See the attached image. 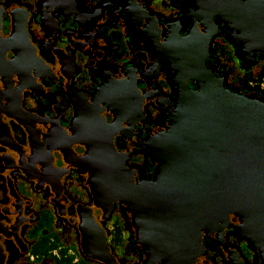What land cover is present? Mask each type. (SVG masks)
<instances>
[{
	"label": "flooded vegetation",
	"instance_id": "af4514ba",
	"mask_svg": "<svg viewBox=\"0 0 264 264\" xmlns=\"http://www.w3.org/2000/svg\"><path fill=\"white\" fill-rule=\"evenodd\" d=\"M129 8L137 16L129 18ZM190 9L192 0H0V264H62L53 250L48 259L31 254L39 243H46L45 232L37 229V201L53 210V237L71 235L75 242L67 245L78 254L68 255L69 264H101L85 257L80 248V214L86 211L101 230L111 264H143L129 215L118 203L107 213L94 207L88 176L70 159L85 152L75 143L87 125L80 122L96 109L94 118L109 125L113 115L105 105L115 95L107 88H119L129 76L132 92L143 99L129 127L119 123L127 130L125 137L113 131L111 143L134 182L151 180L153 170L149 173L142 143L165 125L175 95L172 72L155 46L164 44L168 31L186 35ZM213 22L214 37H226L223 25L215 18ZM116 29L123 32V44L113 41ZM151 30L154 37L143 33ZM211 51L206 67L235 91L227 67ZM36 65L41 69L36 71ZM18 183L27 186L29 197L19 195ZM72 184L80 187L81 201L67 192ZM115 215L119 218L110 225ZM113 226L123 231L118 253L109 244ZM200 242L203 255L195 264H264L259 252L230 227L219 238L211 235ZM46 245L43 253L52 244Z\"/></svg>",
	"mask_w": 264,
	"mask_h": 264
},
{
	"label": "water",
	"instance_id": "95a60500",
	"mask_svg": "<svg viewBox=\"0 0 264 264\" xmlns=\"http://www.w3.org/2000/svg\"><path fill=\"white\" fill-rule=\"evenodd\" d=\"M192 2L187 35L170 33L176 48L189 51L179 54L185 62L175 64L171 47L164 50L176 74L177 97L165 126L143 143L155 165L151 180L134 182L123 160L114 158L113 133L98 143L90 129L82 130L75 143H84L86 152L76 157V165L79 173H88L94 207L107 213L118 203L130 215L143 264H195L203 255L201 238H219L227 227L264 262V101L228 89L205 65L217 36L213 18L223 25L230 47L237 48L239 61L251 65L255 56L264 61V0ZM86 217L98 242L82 238V254L111 264L101 230Z\"/></svg>",
	"mask_w": 264,
	"mask_h": 264
},
{
	"label": "bare ground",
	"instance_id": "6f19581e",
	"mask_svg": "<svg viewBox=\"0 0 264 264\" xmlns=\"http://www.w3.org/2000/svg\"><path fill=\"white\" fill-rule=\"evenodd\" d=\"M129 9H130V12H131V15H132L131 16L130 12H128L127 15L128 14L130 15L129 18L137 16V11L135 12L132 8H129ZM202 26H203L204 32H205L206 31L205 30L206 25L202 24ZM208 29H209V27H208ZM151 31L152 32H150V33L148 31H143V33L149 38L150 37H154L156 35V32H154L153 30H151ZM188 32L189 31H187V33ZM187 33H186V35H187ZM169 35H170V32L168 31L167 36H166V38H165V40L163 42L164 44L161 45V46H155V51L165 58V60L167 61L168 69H170L172 74H174V76H175L176 74L173 72V69L171 67L169 68V58L165 54L164 50L166 49L167 51H170L168 47H171L170 49L173 50L172 53H171V54H173L172 55V57H173L172 59H173L175 64H178V62H180V63L181 62H185L187 57H185V55H184V57L182 59H179L180 55H181V53L188 54L189 51L185 52L186 50H182V47H180V49L176 48V44L177 43H173L172 41H174V40H173L171 35H170V38H169ZM193 42L195 43V42H197V40L196 41L193 40ZM186 46H189V45H186ZM159 47H162L163 49H161ZM179 50H180V52H179ZM34 69L37 71L38 69H41V68L36 65L34 67ZM199 76L201 78V75H199ZM127 79H128V81H126L123 84H120L119 88H117L116 86H113V85L112 86L110 85V87L107 88V89H110L113 92V95H115V97L111 98L112 100H109L110 102L105 105L106 106L105 108L113 115V119H112V121L110 122L109 125L102 124V123L99 122V120L97 118L96 119L94 118L95 114H96V112H95L96 109H94V111L92 110L94 115L93 114L87 115V116H85V119L80 122L81 125H84V124L87 123V125L83 129H87V130L90 129L89 133L91 132L92 137L98 143L99 142L106 143L108 135H111L113 133V131H116V133H118V134H120V135L125 137L124 132H126L127 130H126V128H121L119 123H124L126 125V127L128 128L129 125H130V122L135 117V114H137L136 106L141 102L143 97L142 98L141 97H136V94H134V92H132V90H131V81H132V79H130L129 76H127ZM192 80L194 82L196 81L195 78L192 79ZM171 82L174 83V86H176V80L175 79L173 81H171ZM119 94H121V95H119ZM174 97L176 98L177 95H174ZM102 98H104V97H102ZM174 102H175V100L173 101V103ZM173 103H172V107H173ZM166 115L168 116L169 113L166 114ZM167 116L164 117V120H163V122H165V124L167 123ZM78 135H80V134H78ZM88 140H91V137H88ZM83 144H81V145L85 148V152H86V147ZM64 150H65V147L60 149V151L62 153H64ZM84 153H83V155H84ZM114 156H115L114 158H116V156L118 157V159L120 158V156L118 154L117 155L114 154ZM75 159H76V157H72V160L70 159V162H71L70 164L78 169V167L76 165L77 164V162H76L77 159L76 160ZM80 165L82 166V164H80ZM114 165L116 166V160H114V162L110 166L112 171H114V169H115L113 167ZM85 166L87 168L90 167V166H88V163ZM83 172L85 174H87V176H88V173H87L86 170L83 171ZM101 204H102V202L100 203V206L102 207ZM129 221H130V215H129ZM79 226H80L79 228H80V232H81V242H82V238L83 239L87 238L86 239L87 241H89V240L92 241L93 240L92 242L94 244H97L98 236L96 234H94L91 230L88 229V227H87L88 225L86 224V221L84 220V215H82V214H80V225ZM130 227L132 228L131 221H130ZM232 230H234V229L232 228ZM133 234H134V230H133ZM134 238H135V235H134Z\"/></svg>",
	"mask_w": 264,
	"mask_h": 264
},
{
	"label": "rangeland",
	"instance_id": "374dc122",
	"mask_svg": "<svg viewBox=\"0 0 264 264\" xmlns=\"http://www.w3.org/2000/svg\"><path fill=\"white\" fill-rule=\"evenodd\" d=\"M162 1H159L158 3L160 4ZM155 9V6L153 5V7ZM112 36H113V41L114 43H118V44H123V32L120 29H116L115 31L113 30L112 32ZM212 48L215 51L218 59L221 61L222 65L229 67L232 71V79L235 80V86L237 88H239L240 91L242 92H247L246 90H244L243 88H241V85H239L238 83L241 81L240 78L238 77L239 75H241L239 69L237 68L236 64L237 61L232 53V50L229 46V44L227 43L226 39L224 36H220L215 38L213 44H212ZM119 51V50H118ZM121 52V51H120ZM119 52V53H120ZM246 66L250 65V64H245ZM264 68V63H259L258 65L254 66L252 68V75L250 74L249 78H251L250 80H257L258 78V71L260 67ZM248 78V76H247ZM239 80V81H238ZM238 81V82H237ZM262 81V80H261ZM239 86V87H238ZM264 88V85H263ZM248 93V92H247ZM148 138H152L151 136H148ZM147 138V139H148ZM17 190L20 196L22 197H29L30 191L28 190L27 186L24 183H18L17 184ZM67 192L71 195H75L76 199L78 201H81L83 196H82V192L80 187H78L76 184H72L71 186L68 187ZM34 210L38 213V226L37 229L39 230L38 233H41L42 231L45 232V234H42V236H45V241L47 244L46 246H49L48 244H52L51 246H49V249L43 253V255H41L42 258H51V252L53 250V254H57V256H60L61 260H62V264H69L70 263V257H68V255H75L78 256L77 251L72 249L67 248L68 244H73L75 243L72 238L71 235H69V239L67 238H60V236L58 237V235L56 234L53 237L52 232L54 231L53 229V219H54V214H53V210L51 208L50 205H45L43 202L37 201L34 203L33 205ZM89 215V213L86 211V214H84V218L85 221L88 219L86 216ZM119 217H117L116 215L113 216L112 220L109 222V224H113L115 225L116 220ZM109 224L107 227H109ZM111 228V227H110ZM109 228V229H110ZM32 237H30V239H34V235H31ZM115 236V234H113V232L110 233V237ZM38 237V234L35 236V238ZM54 240V241H53ZM122 243V241H121ZM43 243H39L37 248H42L44 247ZM110 244V243H109ZM114 242H111V246H114ZM70 245V246H71ZM264 259V258H263ZM81 263H84L83 260L80 259ZM87 264V263H84Z\"/></svg>",
	"mask_w": 264,
	"mask_h": 264
},
{
	"label": "trees",
	"instance_id": "16d2710c",
	"mask_svg": "<svg viewBox=\"0 0 264 264\" xmlns=\"http://www.w3.org/2000/svg\"><path fill=\"white\" fill-rule=\"evenodd\" d=\"M215 38V37H214ZM213 38V39H214ZM226 41H227V38L225 37ZM214 42V41H213ZM212 42V44H213ZM228 43V41H227ZM212 44H211V52L213 53L214 57H215V60L217 61H220L215 53V51L213 50L212 48ZM229 44V43H228ZM230 46V44H229ZM231 48V47H230ZM232 50V53L237 61V68L239 69L241 75H239L238 77L240 78V82L238 83L239 85H241V88H243L244 90H246L247 92H242L239 90V88H237L235 86V80H233L232 78V71L229 67H227V71L229 72L230 74V80L232 81V84H233V87L235 88V92L237 93H241L243 95H246V96H250V97H254L256 98L257 100H260V101H264V88H263V85H264V68L261 66L259 68V71H258V78L257 80H250L251 78H249L250 74L252 75V68L256 65H258L259 63H264V61L262 59H260L259 57L255 56L253 57V62L251 63L250 66H246L245 63L239 61L237 59V56H236V53L235 51L237 50L236 47L234 48H231ZM248 76V78H247ZM262 80V81H261ZM239 81V80H238ZM237 81V82H238ZM239 87V86H238ZM143 154L144 156L146 157V159L149 161V163L151 164V169L149 171L152 172V170H154V163H152L149 158L147 157L146 155V151L143 150ZM113 232V234L116 235L115 236H112L111 238H109V243L111 244V242H114V246H111L110 245V248L113 249L114 251H117L120 252V249L122 247V244H123V231L122 229L119 227V226H113L110 230H109V237H110V233ZM122 241V243H121Z\"/></svg>",
	"mask_w": 264,
	"mask_h": 264
},
{
	"label": "crops",
	"instance_id": "0c3cea01",
	"mask_svg": "<svg viewBox=\"0 0 264 264\" xmlns=\"http://www.w3.org/2000/svg\"><path fill=\"white\" fill-rule=\"evenodd\" d=\"M46 247H42V248H37L34 249V251L31 253L34 257H40L41 255H43V252L45 250Z\"/></svg>",
	"mask_w": 264,
	"mask_h": 264
}]
</instances>
